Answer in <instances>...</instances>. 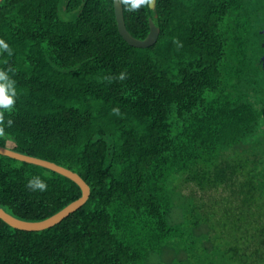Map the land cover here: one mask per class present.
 <instances>
[{
  "label": "trees",
  "instance_id": "trees-1",
  "mask_svg": "<svg viewBox=\"0 0 264 264\" xmlns=\"http://www.w3.org/2000/svg\"><path fill=\"white\" fill-rule=\"evenodd\" d=\"M149 2L122 0L139 39L158 15L148 47L121 35L114 0L0 3L11 53L0 69L17 89L0 145L91 187L50 228L0 219V264H264V0ZM37 175L44 192L27 187ZM81 195L70 178L0 154V206L14 216L42 220Z\"/></svg>",
  "mask_w": 264,
  "mask_h": 264
},
{
  "label": "water",
  "instance_id": "water-1",
  "mask_svg": "<svg viewBox=\"0 0 264 264\" xmlns=\"http://www.w3.org/2000/svg\"><path fill=\"white\" fill-rule=\"evenodd\" d=\"M1 2L2 0H0V3ZM149 5L151 9H155L156 0H150ZM114 7H115L116 20L118 24V30L130 45L136 47H148L153 45L158 40V37L160 35V27L155 21V18L158 16L157 14H155L154 17H150L149 19L150 31L146 36V38L139 39L133 36L127 28L124 17V8H123L122 0H114ZM0 154L20 161L39 165L49 170L55 171L59 174H62L70 178L74 182H76L82 191V195L78 199L70 202L61 210L57 211L56 213L42 220H24L14 216L10 212H8L5 208L0 206V219H2L8 225L14 228L28 230V231H39L50 228L61 222L64 218L68 217L71 213L75 212L80 207H82L90 198L91 187L89 183L82 177L80 173L64 165L58 164L55 161L48 160L42 157L20 152L3 145H0Z\"/></svg>",
  "mask_w": 264,
  "mask_h": 264
},
{
  "label": "clouds",
  "instance_id": "clouds-1",
  "mask_svg": "<svg viewBox=\"0 0 264 264\" xmlns=\"http://www.w3.org/2000/svg\"><path fill=\"white\" fill-rule=\"evenodd\" d=\"M177 47L181 44L174 40ZM0 52L10 53L9 45L0 40ZM125 78V73L121 72L119 79L123 80ZM17 98V89L15 86V81L12 79L8 70L0 69V133L3 132L4 126H10L12 121L8 120L5 125V113L11 112L14 109L15 102ZM113 112L119 113V109H113ZM27 187L32 191L44 192L48 185L46 180L41 178V176H33L28 179Z\"/></svg>",
  "mask_w": 264,
  "mask_h": 264
},
{
  "label": "rangeland",
  "instance_id": "rangeland-1",
  "mask_svg": "<svg viewBox=\"0 0 264 264\" xmlns=\"http://www.w3.org/2000/svg\"><path fill=\"white\" fill-rule=\"evenodd\" d=\"M182 195H177L175 197V203L179 204V207L178 205L175 206L174 208V221L175 222H182L184 220V214H183V207H182V204H187L188 203V199L185 197L188 189L187 188H191L189 186H183L182 187ZM201 192H199V195H200ZM219 195H225V193L223 191H220V192H217V196ZM207 197V195H206Z\"/></svg>",
  "mask_w": 264,
  "mask_h": 264
},
{
  "label": "flooded vegetation",
  "instance_id": "flooded-vegetation-1",
  "mask_svg": "<svg viewBox=\"0 0 264 264\" xmlns=\"http://www.w3.org/2000/svg\"><path fill=\"white\" fill-rule=\"evenodd\" d=\"M258 32H259V35L257 36V43L259 44V46L263 50L258 54V57H259L258 58V61H259L258 64L264 71V21L263 20H261V22H259ZM261 79H262V77H261Z\"/></svg>",
  "mask_w": 264,
  "mask_h": 264
}]
</instances>
